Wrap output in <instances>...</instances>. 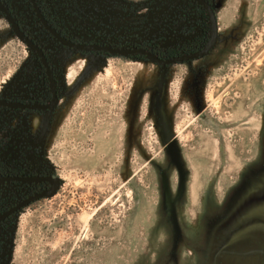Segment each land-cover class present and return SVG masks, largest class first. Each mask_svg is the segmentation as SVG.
Segmentation results:
<instances>
[{"label": "rangeland", "instance_id": "1", "mask_svg": "<svg viewBox=\"0 0 264 264\" xmlns=\"http://www.w3.org/2000/svg\"><path fill=\"white\" fill-rule=\"evenodd\" d=\"M214 2L197 61L62 62L61 102L32 126L61 187L14 219L10 264H264V0ZM26 71L0 13V97Z\"/></svg>", "mask_w": 264, "mask_h": 264}, {"label": "flooded vegetation", "instance_id": "2", "mask_svg": "<svg viewBox=\"0 0 264 264\" xmlns=\"http://www.w3.org/2000/svg\"><path fill=\"white\" fill-rule=\"evenodd\" d=\"M0 1L24 36L42 52L40 56L29 49L13 32L33 55L36 72L23 73L14 92L0 97L17 105L0 106V185L12 188L10 194L0 196V264H10L14 219L49 198L16 208L51 190L60 179L43 152L41 134L36 135L39 129L34 132L32 126L36 114L43 116L40 126L44 127L45 116L61 102L68 83L62 75V62L69 55L141 62H151L149 56H154L165 62L176 61L173 64L194 62L202 58L177 60L195 55L210 39L209 16L202 1L211 6L216 18L217 14L214 0ZM0 13L12 29L6 14ZM90 47L97 49L86 50ZM54 99L57 103L53 109H42ZM57 186L54 196L61 179Z\"/></svg>", "mask_w": 264, "mask_h": 264}, {"label": "water", "instance_id": "3", "mask_svg": "<svg viewBox=\"0 0 264 264\" xmlns=\"http://www.w3.org/2000/svg\"><path fill=\"white\" fill-rule=\"evenodd\" d=\"M202 4L205 6V8L207 9L208 12V16H209V23H210V39L208 41V43L205 45L204 48H202L198 53H196L195 55L189 56V57H185L182 59H178L177 62H182V61H186V60H190V59H199V58H203L206 55H208L210 52H212L217 43H218V39H219V34H218V21L216 18V15L214 13V11L212 10L211 6H209L208 4L204 3L202 1ZM0 10L3 11L6 14V18L9 21V23L12 26L13 32L15 33V35L23 42L25 43L29 49H31L32 51H35L36 53H38L40 56H42V52L41 50L36 47L30 40H28L24 34L20 31V29L18 28V26L16 25L15 21L13 20V18L11 17V15L9 14L8 10L5 8V6L1 3L0 1ZM80 49H83L81 47H78ZM93 49H97L96 47H90V48H86V50H93ZM103 50L105 51H110V52H116L115 50L111 49V48H103ZM149 59L151 60V62L153 64H156L158 66H163L164 68L167 67V65L173 64L176 61H162L157 59L154 56H149ZM50 74V71H49ZM57 103V100L54 99L50 105H48L47 107H43L42 109L46 110V109H53L55 107ZM11 106V107H17V105H13V104H8L6 101L4 100H0V106ZM0 179H2L1 175H0ZM60 182V179L57 178V184L56 186L54 185L53 188L49 191H45L42 192L40 194H37L36 196L24 201L23 203H21L16 209L28 204L31 201H35V200H39L42 198H50L52 196H54V194L56 193L57 190V185ZM14 209V210H16ZM13 210V211H14Z\"/></svg>", "mask_w": 264, "mask_h": 264}]
</instances>
